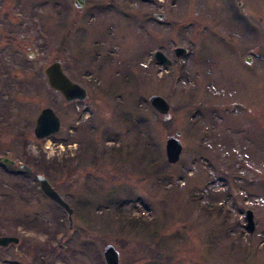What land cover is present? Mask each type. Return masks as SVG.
<instances>
[{"label": "rangeland", "instance_id": "obj_1", "mask_svg": "<svg viewBox=\"0 0 264 264\" xmlns=\"http://www.w3.org/2000/svg\"><path fill=\"white\" fill-rule=\"evenodd\" d=\"M55 61L85 100L49 86ZM46 107L62 126L40 139ZM0 156V236L20 238L0 264H107L108 244L121 264H264V0H0Z\"/></svg>", "mask_w": 264, "mask_h": 264}, {"label": "water", "instance_id": "obj_2", "mask_svg": "<svg viewBox=\"0 0 264 264\" xmlns=\"http://www.w3.org/2000/svg\"><path fill=\"white\" fill-rule=\"evenodd\" d=\"M85 0H75L77 7H82ZM160 19H164L163 14L157 15ZM185 52L184 48H177V55H181ZM155 57L160 62L165 64H171V61L162 51H157ZM45 73L48 79L49 86L61 93L62 96L69 102L74 100H85L87 98L88 92L85 87H83L78 82H75L64 70L63 63L61 61H55L51 63L46 69ZM150 102L153 107L161 114L167 115L170 111L169 102L159 96L152 95L150 97ZM61 129V119L56 114L53 108L46 107L39 114L36 126L35 134L37 138L46 139L53 134L57 133ZM181 135L180 131L176 132V136H172L167 139L166 142V153L169 163H177L183 151V144L179 139ZM0 163H10L14 164L15 161L8 157H0ZM28 169V167L25 166ZM38 180L40 182L41 189L43 193L49 197L51 200L62 206L69 214L70 225L73 224V212L74 209L70 204L60 195V193L54 188L50 181L44 175H38ZM247 228L250 232H253L256 228V223L254 219V212L252 210H247ZM20 239L16 236H0V246L6 247L12 243H19ZM104 257L107 264H121L120 255L117 249L112 245L108 244L104 251Z\"/></svg>", "mask_w": 264, "mask_h": 264}, {"label": "bare ground", "instance_id": "obj_3", "mask_svg": "<svg viewBox=\"0 0 264 264\" xmlns=\"http://www.w3.org/2000/svg\"><path fill=\"white\" fill-rule=\"evenodd\" d=\"M56 91V90H55ZM61 94V93H60ZM74 101H78V100H74ZM71 102H73V101H71Z\"/></svg>", "mask_w": 264, "mask_h": 264}, {"label": "flooded vegetation", "instance_id": "obj_4", "mask_svg": "<svg viewBox=\"0 0 264 264\" xmlns=\"http://www.w3.org/2000/svg\"><path fill=\"white\" fill-rule=\"evenodd\" d=\"M169 57V56H168ZM157 61V60H156Z\"/></svg>", "mask_w": 264, "mask_h": 264}]
</instances>
